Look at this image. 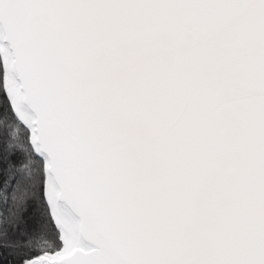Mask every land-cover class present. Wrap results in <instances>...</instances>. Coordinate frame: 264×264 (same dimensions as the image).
<instances>
[{
  "label": "snow or ice",
  "instance_id": "snow-or-ice-1",
  "mask_svg": "<svg viewBox=\"0 0 264 264\" xmlns=\"http://www.w3.org/2000/svg\"><path fill=\"white\" fill-rule=\"evenodd\" d=\"M0 264H264V0H0Z\"/></svg>",
  "mask_w": 264,
  "mask_h": 264
}]
</instances>
